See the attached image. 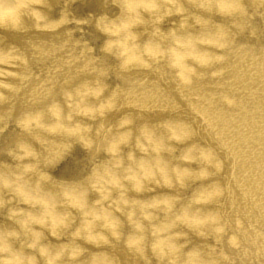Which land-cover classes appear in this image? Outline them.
Returning a JSON list of instances; mask_svg holds the SVG:
<instances>
[{
    "label": "clouds",
    "instance_id": "obj_1",
    "mask_svg": "<svg viewBox=\"0 0 264 264\" xmlns=\"http://www.w3.org/2000/svg\"><path fill=\"white\" fill-rule=\"evenodd\" d=\"M47 3L0 0V30L20 32L26 20L58 23L61 17L50 20L44 11ZM192 3L198 11L189 15L184 0H103L118 13L94 18L105 39L101 56L88 44L85 68L91 78L66 90L63 104L49 103L48 120L43 112L18 117L16 126L29 139L2 152L8 160L0 159V213L6 221L0 223V264H117L110 251L117 243L142 261L150 252L157 264H209L203 250L188 247L184 238L188 232L205 237L209 230L217 236L225 231L220 215L205 210L223 194L213 179L221 162L211 149L187 143L191 133L177 123L137 125L127 113L107 122L118 108L117 86L109 91L106 83L111 75L119 79L116 73L163 65L177 84L190 86L205 70L217 74L214 67L234 43L235 25L214 18L244 17L247 8L243 0ZM171 17L179 19L162 30ZM106 57L116 63L102 66ZM55 137L61 138L53 141L62 145L59 154L36 147ZM186 143L178 154L175 146ZM75 145L88 153L87 174L76 180L53 177L49 170ZM191 184L198 187L189 191ZM156 188L167 191L142 198ZM176 189L188 191L187 200ZM49 236L60 242L52 244Z\"/></svg>",
    "mask_w": 264,
    "mask_h": 264
},
{
    "label": "bare ground",
    "instance_id": "obj_2",
    "mask_svg": "<svg viewBox=\"0 0 264 264\" xmlns=\"http://www.w3.org/2000/svg\"><path fill=\"white\" fill-rule=\"evenodd\" d=\"M243 3L246 16L214 18L229 28L235 25L234 43L224 51L223 62L214 67L216 75L205 70L190 86H181L161 65L152 71L116 73L119 79L111 75L106 81L109 91L117 86L114 96L118 105L107 116L108 123H115L126 113L137 125L177 123L190 131L187 143L211 149L221 162V170L213 173V179L223 194L205 210L211 208L220 215L225 231L217 236L209 230L205 237L188 232L184 238L188 247L203 250L209 264H264V0ZM184 4L189 15L198 11L192 0H184ZM44 11L50 20L61 19L35 25L26 20L20 32L0 30V155L16 141L29 139L17 128L18 117L43 112L48 120L49 103L63 104L66 90L91 78L85 68L92 51L88 44L101 56L99 49L105 39L95 30L94 18L104 12L112 16L118 13L111 6L105 8L103 0H48ZM90 17L93 21L88 23ZM178 19H167L162 30L167 31ZM104 59V67L116 63L111 57ZM57 139L61 138L36 147L59 154L62 145L53 142ZM187 143L175 146L178 154ZM0 159L7 161L8 157L2 155ZM88 168V153L75 145L49 171L57 179L76 180L86 175ZM197 187L191 184L189 191ZM166 191L156 188L155 193L145 192L142 198ZM176 192L187 200L188 191ZM123 231H128L126 226ZM48 240L60 242L50 236ZM110 251L117 264H157L150 252L142 261L123 243L114 244Z\"/></svg>",
    "mask_w": 264,
    "mask_h": 264
}]
</instances>
